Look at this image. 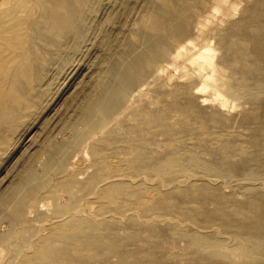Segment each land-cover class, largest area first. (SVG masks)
<instances>
[{"label":"rangeland","instance_id":"rangeland-1","mask_svg":"<svg viewBox=\"0 0 264 264\" xmlns=\"http://www.w3.org/2000/svg\"><path fill=\"white\" fill-rule=\"evenodd\" d=\"M184 1L185 16L193 17L188 38L174 42L164 62L153 63L149 70L138 66L128 79L129 89L118 87V104L106 110L91 102L111 84L108 74L113 67L122 71L142 52L137 36L159 1L72 0L82 17L65 43L67 37L47 30L29 32L24 22L33 16L32 3L16 6L12 13L8 8L19 0H0V33L12 29L22 42L21 50L13 45L5 53L12 60L0 75L9 83V88L0 89V264H19L21 254L29 255L32 242L41 240L53 225L47 222L58 215L70 217L69 213L76 216L59 225L66 228L81 221L77 231L86 222L85 230L77 233L98 239L86 246L94 251L89 250L88 257L96 264H197L199 246L183 237L197 228L216 243L210 254L199 255L205 261L217 254L236 260L242 253L234 230L214 228L225 222L220 210L228 220L234 206H248L253 200L264 205V69L248 79L250 91L233 93L213 82L217 68L225 79L230 77L226 58L243 62L237 37L229 34L254 0ZM224 31L229 35L225 39ZM27 38L29 43H24ZM205 47L211 50L199 57ZM186 81L196 86L190 102L182 97ZM155 113L163 119L153 122ZM167 155H178L187 168L173 165L157 172L154 167ZM101 161L107 170L108 165L109 170L114 167L111 173ZM109 175L122 178L103 185ZM177 180L186 184L180 187ZM103 186L106 193L97 198ZM138 208L142 215L134 212ZM78 209L94 213L85 216ZM152 213L175 220L151 222ZM88 224L93 232L87 231ZM54 244L60 247L58 241Z\"/></svg>","mask_w":264,"mask_h":264},{"label":"bare ground","instance_id":"bare-ground-1","mask_svg":"<svg viewBox=\"0 0 264 264\" xmlns=\"http://www.w3.org/2000/svg\"><path fill=\"white\" fill-rule=\"evenodd\" d=\"M158 1H159V3L155 6L154 10L152 11L150 16L148 17V20H146V23H144V25H142V29H143L142 34L140 36H137L138 37L137 41L139 43H141L142 52L140 54L136 55L134 58H132V60L126 64V67L122 71L118 72L115 67H113L111 69V71L108 74L109 79L111 77V84L102 88V90L98 94L97 98L94 101H92L91 104L99 105L100 108L106 109V110L111 106L117 105L118 101H119L117 98L118 87H124V88L126 87L129 89L130 85L128 86V84H129L128 79L132 76V74L134 73V71L137 69L138 66H142V67H144V69L147 68L149 70L150 66L153 63H156L158 61H162L164 59H167V57L169 58L171 56V53H172L171 51H173V48L171 49V47H172V44L174 42L179 43L180 41L187 39L188 36L190 35V33H191L190 29H191V25L193 23V17L192 16L191 17L185 16V9H187V6L185 4H183L181 2V0H158ZM19 2L20 3H18L14 7L10 6L11 8H8V9H11L12 10L11 12L13 13L14 10L16 9V6L17 7H20V6L24 7V6L29 5L27 3L33 4L34 7L29 9V12L32 13L33 16L26 18V20L24 22V24L26 25V28H28L29 32H32V34H33V32L36 33V31H39L40 33H42V31L47 30V32H53L58 37H65V38L67 37L66 40L64 41L66 43L67 39L70 38V36L73 37L74 32L76 31L75 30L76 23H79L81 21L82 13L81 12L75 13V11L73 9V5H72V0H19ZM250 6H251V4H250ZM4 12H3V14H4ZM246 13L247 14L245 17H243V20H240L233 25L234 29L231 30V33L229 34V35L234 34L237 37L238 41L236 44V50H239L240 54L243 55L242 58H243L244 63L242 62V59H240V63H238V62L236 63L234 61L235 59L229 58V57L226 58V61H224L223 63H224V65H226L227 68H229L230 77L228 79H225L224 71H222L220 68H217L216 72L218 75L216 76L217 78L213 82L215 87H218L219 89L220 88H226V89L232 91L233 93L239 89L243 90V91H250L251 89L247 85L248 79L253 74V72L261 73L264 69V46H263V42H264V0H254V3L250 7V9H248L246 11ZM1 14H0V16H1ZM71 14L73 15L72 19L70 18ZM14 27H16V25H14ZM13 33H14V31L12 29L4 30V31H2V33H0V75H3V73H5L4 72L5 66L7 65V63L11 62V60H12V57H10L9 54L7 56L5 53L7 51H9L13 47V45L17 46L19 50L22 49V46H21L22 42H19V39H17V36L15 37V35ZM12 34H13V36H12ZM10 35H11V38H13V39H11L9 37ZM195 35L196 34H193V37ZM227 35H228V31H224V34L221 37L223 39H225L227 37ZM24 40H25L24 43H29L28 41H30L29 38L24 39ZM36 40H37V38H36ZM110 41H111V39H110ZM110 41H109V43H111ZM134 42H136V41H134ZM110 45L111 44H108V46H110ZM59 46H60V43H59ZM237 46H238V48H237ZM12 49H14V48H12ZM210 50H211V48H209V47H205L202 50L200 49V51L198 53L199 57H201V54H203L204 52L210 51ZM181 52H182V50L178 51V53L176 54L177 57L181 56ZM239 57H240V55H239ZM250 57H253V59L251 60ZM164 61H162V62H164ZM171 63H175L174 59L172 60ZM161 64H163V63H161ZM165 67H167V65H165ZM167 68L171 69V67H167ZM175 68H176V66H174V69ZM18 74H19V72H18ZM11 81H10V83H11ZM186 82L187 83H185L183 86H181V89L183 90V96L182 97L184 98V100L186 102H190L191 91L196 86H192L191 83L190 84L188 83L191 81H186ZM29 84H30V82H29ZM8 86H9L8 81L0 80V89H4L5 87H8ZM258 86L260 87L261 84H259ZM19 98H21V96ZM106 110H105V112H106ZM165 111H167V109ZM158 113H160V111ZM158 113H155L158 116L152 117L153 122L154 121L158 122L161 119H163V115H160ZM181 113L184 115L183 120L186 121L187 117H188L187 112L182 111ZM81 118H83V117H81ZM149 119H150V117H149ZM187 122H188V120H187ZM199 125L201 127L203 124L202 125L199 124ZM164 133L167 134V132H164ZM185 153H188V152H185ZM178 159H179L178 155L177 156L174 155L173 157L167 155V157H165V159L163 160L162 164H160L159 166H156L154 168L157 172H160L163 170L168 171V168H170L173 165H177L176 168H179V167L187 168L186 167L187 165L181 166L182 162L179 161ZM74 162H76V161H74ZM101 163H102V161H101ZM101 163H100V165H101ZM104 163L105 162H103L102 164H104ZM112 164H113V162H112ZM104 165L106 168L105 170H107V167H106L107 164H104ZM108 166L110 168V166H112V165H108ZM161 166H163V169L161 168ZM109 168L107 171H109L108 173H111V170H113L114 167H112V169H110V170H109ZM154 168H152V169H154ZM29 174L27 175V177H29ZM121 175L105 176L104 180H103L104 183L102 182V184L104 185L108 181H110L109 182L110 184H111V182L120 181V177L122 178ZM129 177H131V175ZM25 179H27V178L18 179V181L19 180L24 181ZM129 179H131L130 182L132 180L134 182V180H135L134 177H131ZM29 180H31V179H28V181ZM194 180H196V179H194ZM145 181L147 182V180H145ZM187 181H188V179H187ZM193 181H192V183H193ZM177 182H178L177 183L178 186H180V187L186 184V183L185 184L183 183V185L180 184V183L184 182L183 180L182 181L177 180ZM107 186H106V189H107ZM104 187L105 186L102 187L103 189L99 188V191H97L98 192V194L96 195L97 198H99L101 196L103 197V195L106 193ZM26 196H27V194H26ZM146 197H148V199L152 198V196H150V195H148ZM88 198H89V196H88ZM91 199H94V197ZM139 199H141V198H139ZM143 199H144V197H143ZM145 199H147V198H145ZM94 200H96V199H94ZM98 200H102V198L98 199ZM108 201H109V199H108ZM195 201H196V199H195ZM84 202H86V201H84ZM136 202H137V207H138V201H136ZM142 202H144V201L142 200ZM142 202H140V203H142ZM87 203H89V202H87ZM98 203H99V201H98ZM145 203L147 204L146 201H145ZM149 203H151V202H149ZM155 203H154V205H155ZM259 203H260V200H259ZM44 205H45V203H44ZM95 205H98V204L96 203ZM98 206H100V204ZM98 206H95V208ZM216 206L218 207L217 204L215 205V207ZM80 207H82V206H80ZM155 207H156V205H155ZM234 207L235 208L232 212V217H230L228 220H227L228 217H226L225 212L220 210L219 208L217 209V210L221 211L220 213L219 212L218 213H219L221 219L225 220V222L223 223L222 221H220L221 227L217 226L214 229L218 228L217 230H219V231H221L222 228L234 230L235 233L233 234V239L234 240L239 239V240H237L238 241L237 244L241 248H243L244 250L242 251V253H240V255L238 256V258L236 260L227 261L226 258L217 254V255H215L214 260L205 261L200 256L201 255L205 256V255L210 254L211 249L216 246V243L207 238V236L203 232L204 231L203 229H199L200 233L197 232L198 231V228H197L196 232H193V231L189 232V233L187 232L183 235V237L189 239V242H188L189 245L199 246L198 250H199L200 256L198 255L197 257H194V258H196L195 261L197 264H215L218 261L220 262V264H243V263L264 264V205L261 207L260 205H258L253 200V202L250 203V205H248V206L237 205ZM89 209H87V210L89 211ZM59 210H58V212H59ZM98 210H99V208H98ZM78 211H79V213H82L81 209L80 210L78 209ZM90 211L92 213H94L92 210H90ZM187 211H189V210L187 209ZM89 212L85 211L86 214H83L84 212L82 214L86 216ZM134 212L137 214L139 213L141 215L143 213L141 211V209L139 210V208H138V212H136V211H134ZM180 213L182 214V212H180ZM160 214L159 215H156V214L153 215V213H152L153 216L150 217V219L149 218H145V219H147L146 220L147 222L149 220L151 222H154V221L157 222V221H164L165 220V222H166V220L167 219L169 220V218H170L169 222H171V220H173V221L175 220V219H171V216L167 217V216H164L166 214H164V215H160ZM190 214H191V212H190ZM68 215H70V217L76 216V215H74V213H73V215L71 213H69ZM61 216L58 215V216L53 217V218L50 217L51 219L47 223H48V225H50V224H53V225L50 227L47 225L48 226V228H47L48 232L46 231L47 234L44 235L42 238L40 237L41 240L36 241V242L34 240V243L32 242L33 245L31 244L29 246L30 252H31L29 255H27L29 252H25V253L21 254L22 259H21V261L19 260L20 261L19 264H61L63 261L65 262L63 264H96L95 262H97V261H95L92 258L93 256L88 257V255H91V254H89V250H90V252H94V251L89 249L86 246L88 243H91L93 241L97 242L98 239L95 240L96 238L95 239L92 238V240H90L91 239L90 236H88L86 234L85 235H81V234L78 235V233H77L78 230L79 231L81 229L85 230L83 228H85L86 222L82 221V222H85L83 225L84 227L81 226V227H83V228H81L79 226L81 229L77 228V231H75V230H76V227L80 224L81 221H79V220L81 218L79 220L76 219L77 221H75L76 223L79 221L78 222L79 224L77 223L78 225L77 224L73 225V222L72 223L69 222L68 224L71 223L70 224L71 226H66V228L70 227L69 228L70 231H68L66 233L65 232L66 228L65 227L61 228L62 226L59 225V222H61L62 220H65L66 218H70V217L64 216V215H63L64 217H61ZM71 221H73V220H71ZM88 225H89L88 229H90V230H87V231L93 232V230H92L93 227L91 228V225L90 224H88ZM64 226H65V224H64ZM192 227H194V226H192ZM47 229H45V230H47ZM55 229L58 230L57 233L52 232ZM217 230H216V232H217ZM211 231H212V229H211ZM78 236H81V237H78ZM1 238H2V235H0V240H1ZM207 239L210 241V244H208ZM47 240H49L50 243L49 242L47 243ZM54 241H58L60 243V247L56 246L54 244ZM142 244H144V243H142ZM217 244L220 246V245H223V242L220 240H217ZM243 252L245 254H243ZM150 253H152V252H150ZM145 256H146V254H145ZM254 256H256V258ZM60 260L62 261L61 263H60ZM141 260H143V259H141ZM135 264H137V263H135Z\"/></svg>","mask_w":264,"mask_h":264}]
</instances>
